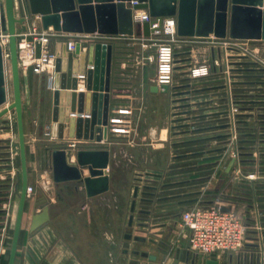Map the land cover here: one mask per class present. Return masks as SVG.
Instances as JSON below:
<instances>
[{
	"label": "crops",
	"instance_id": "0c3cea01",
	"mask_svg": "<svg viewBox=\"0 0 264 264\" xmlns=\"http://www.w3.org/2000/svg\"><path fill=\"white\" fill-rule=\"evenodd\" d=\"M129 3L130 1L125 2V5L131 8ZM133 11L134 9L132 15ZM143 11L148 13L147 10ZM133 24L136 26L134 21ZM26 26L27 31L24 34L36 33L48 36L47 48L54 54L62 53L63 41L65 42L67 38H75L76 44L86 43L88 46L112 43L115 46L116 56L111 76L115 88L112 97L116 101L113 100L115 105H111L110 110L111 113L115 108L132 110L131 113L137 117V123L133 124V128L138 138L136 144L128 143L125 135L115 136L111 140L108 133V141L96 142L95 139L83 138L82 129L79 133L73 129L70 135L68 124L58 121L53 123L52 102L45 101L46 90L50 91L49 95L52 96L53 70L47 68L34 75L31 93L28 90L26 75L22 72L21 79L24 80L29 97V110L23 108V129L27 186L32 188V193L28 194L25 202L14 264H121L119 259L117 260V252L127 251L121 250L120 246L114 243L117 238L112 233V227L121 232L122 227L131 226L129 219L126 221L129 218L126 213L130 211L128 196L133 195L136 187L138 190L135 206L140 219L136 222L138 225H146L149 222L148 226L140 228L143 230L137 233V237L152 239L157 243L156 245L149 242L141 243L143 245L141 252L155 256L156 261L141 258V262L131 264H173L181 252L182 259L178 264H198L199 255L186 249L188 235L185 237L178 226H173L175 218L169 213L170 210L178 207L180 202L188 200L187 203L192 204L191 201L198 197L204 206L220 203L238 215L247 226L246 239L241 250L220 252L207 259L202 258V264L206 260L215 261L217 264H264V162H260L264 160V156L259 160L258 172L249 170L250 173L259 174V178L253 182L236 175L233 167L229 168L231 162L229 161L223 167L221 178L215 180L217 184L213 186L214 192L209 197L205 195L204 199V189H207L208 183L205 181L188 183L182 178L184 172H176L174 165L177 161L174 155L176 142L172 147L170 138L173 128L165 124L161 118V101L167 94L150 92V87L154 86L155 70L154 64L145 60L151 51L142 49L138 42V38L141 37L140 29L135 28L132 36L121 40L89 41L86 38L97 33L55 32L51 26L45 30L39 17L32 21L30 27ZM22 34L18 26L17 36ZM213 37L209 35L206 40L209 42ZM218 40L246 41L248 46L264 49L262 40L233 39L228 35ZM80 52L85 54V61L82 64L84 80H79L77 92L86 94L88 92L84 85L87 81V71L91 68L89 50L81 48ZM80 66L78 55L74 57L73 68L79 71ZM210 79L215 78L209 77L205 82ZM124 94H128L131 98L126 97L124 100L122 97ZM87 108L89 102L85 105V109ZM144 113L150 115L147 120L142 119ZM127 117L132 119V115ZM2 137L3 135H0V139ZM131 139L130 135L129 140ZM131 141L134 142L133 139ZM1 146H4L2 142L0 154L3 153ZM52 149L65 151L71 149L69 163H76L78 151L108 150V165L101 176L106 175L108 179L107 189L88 196L83 183L54 182L51 160L47 156V151ZM2 160L4 159L0 157V257L7 261L19 202L20 162L19 158L18 162L13 158L9 163ZM128 161L136 162L135 166L138 168L136 174L141 175L138 177L141 181L137 182L136 186L132 185L130 191L127 183L132 165L127 167ZM5 166H8L7 171ZM80 170L83 179L91 178L87 167H82ZM215 173L217 174L218 170ZM215 173L213 175H216ZM3 177L6 181L2 180ZM213 179L211 178L210 181ZM39 197L47 200L50 221L31 232L29 229L31 216L34 211H39L34 209L35 200ZM114 209H119L120 212L117 220L113 217ZM145 211H150V215L145 214ZM124 223L126 227L123 226ZM126 236L127 234L123 232V239L129 240ZM183 236L184 243H182Z\"/></svg>",
	"mask_w": 264,
	"mask_h": 264
},
{
	"label": "water",
	"instance_id": "95a60500",
	"mask_svg": "<svg viewBox=\"0 0 264 264\" xmlns=\"http://www.w3.org/2000/svg\"><path fill=\"white\" fill-rule=\"evenodd\" d=\"M129 1H135L136 4L131 8L126 7L125 2ZM133 9L147 10L149 15L155 18L174 17L177 36L182 38H207L209 35H213L217 39H224L228 35L233 39L264 41V0H0V32L8 36L7 49L12 88V102L0 110V120L14 111L20 162L19 202L7 264H14L24 206L28 197L21 70L17 55V27L19 26L21 32L25 33L27 31L26 25L30 27L32 21L39 17L43 29L46 30L51 26L55 32L97 33L128 37L132 36L138 28L141 31V36H149V23L134 26L132 21ZM81 48L89 50V64H91L84 85L88 92L86 94L81 91L77 92L79 90L77 73L84 75L82 64L85 61V54H81ZM40 49L41 44L37 42L35 44L36 59L40 57ZM114 53L115 46L112 43L91 44L89 46L86 43L75 44L73 51H68L66 43L63 41L62 53L55 54L52 121L54 124L57 121L68 124L70 135H72L73 129H76L77 133L82 129L85 139H95L96 142L108 141L109 114L111 105H115L112 97L115 88L111 82L116 57ZM78 55L81 65L79 71L73 68L74 57ZM91 55H93L92 60ZM24 73L29 93H31L35 75L33 66L29 65ZM150 92L168 94L169 88L166 85L160 88L154 85L150 87ZM87 102H89V108L85 109ZM6 103L5 61L0 46V107ZM47 152V156L51 160L54 182L83 183L88 196L99 194L107 189L108 179L106 175L101 176H103V170L108 165V150L78 151L76 163H69L72 155L71 149L67 151L52 149ZM0 155H4V153ZM260 162H264V160H260ZM233 164L234 160H231L229 168ZM82 167L88 168L91 178H82L80 170ZM137 190V187L133 190L129 225L133 219ZM186 203L180 202L178 207L170 210L169 213L173 215V218L179 217L183 205ZM34 209H39V211H34L31 216L29 228L31 232L50 221L49 207L45 198H37ZM221 211L228 212L229 209L222 207ZM150 213V211H145L147 215ZM126 238L131 239V236L127 235ZM132 240L139 243L157 244L155 240H147L137 236L133 237ZM186 249H189V242ZM132 254L152 262L156 261L155 256L146 252L134 251ZM181 259L182 252L173 264H178ZM198 264H202L201 256L198 258ZM204 264H217V262L206 260Z\"/></svg>",
	"mask_w": 264,
	"mask_h": 264
},
{
	"label": "rangeland",
	"instance_id": "374dc122",
	"mask_svg": "<svg viewBox=\"0 0 264 264\" xmlns=\"http://www.w3.org/2000/svg\"><path fill=\"white\" fill-rule=\"evenodd\" d=\"M191 39L203 41L204 38ZM235 44L236 47L240 48L236 52L208 43H190L189 41L188 45H177L175 58L178 71L174 75L175 89L161 101L162 121L173 128V133L170 135L171 146L173 147L176 142V145H174L175 154L173 153L177 160L174 163L175 169H177L176 172H184L182 178H185L188 183L199 181L208 183L207 189H204L203 199L205 195L209 197L214 192L213 188L215 187L213 186L217 184L215 180L221 178L223 167L233 159V153L236 154V159L239 162L238 169L241 174H250L249 170L251 169L258 172L259 160L264 156V49L257 46H248L246 41H237ZM243 50L253 55L256 53L255 62H251V58ZM149 55H154L153 50ZM215 62H217V65ZM203 63L210 67L211 77L215 79H210L207 83H195L188 77L189 68ZM223 72H228L230 78L234 80L232 82V85H234L232 98L235 101L233 103L235 109L233 114H235V119L238 118L239 120L236 123V147L230 144V138L227 136L230 132V124L227 122V118H229V115L231 117L229 107H226L227 104L229 106V94L222 91L223 88L225 89L222 85V79H216L221 78ZM5 87L7 90V103L0 107V110L12 102L9 59L5 61ZM21 91L23 108L29 110V97L23 79H21ZM49 92L47 90L44 92L46 102H52V96L49 95ZM122 97L124 100L126 97L131 98L128 94H124ZM116 99L118 100V98ZM114 101L116 100L114 99ZM131 112L132 110L125 108H115L113 113L110 110L108 133L111 140L115 136L125 135L127 137L126 142L136 144L138 136L136 137L133 124L137 123V117ZM131 115L132 119H129L127 116ZM148 116H150L148 113H144L142 119L147 120ZM0 131V135H3L0 143L2 142L4 145L1 146L4 153V155H0L4 159L2 161L9 163L13 158L14 161L18 162V139L14 111H11L0 120ZM130 135L134 142L131 141L132 139L129 140ZM135 163V161H128L127 167L132 165V168L129 169L127 183L129 191L132 185L136 186L141 181L138 178L141 175L136 174L138 168ZM127 167L125 168L127 169ZM5 168V171H7L8 166H5ZM139 169L142 168L139 167ZM216 170H218L217 174L215 173ZM202 173L203 175H201ZM214 173L216 175H213ZM211 178L214 179L210 181ZM2 180H5V178ZM192 186L194 187V185ZM117 196H119V193ZM115 199L118 200L116 197ZM132 200V196H128L129 208ZM200 200L198 197L191 202L202 205L203 203ZM138 206L140 207V204ZM129 212L128 210L126 213L127 217L131 214ZM119 214V209L113 210V217L116 220L119 218ZM132 216L131 226L122 227L121 232L114 226L112 227V233L117 238L114 243L118 247L120 246L121 250L127 251L126 253H122L120 250L116 251L117 260L119 259L121 264L142 261L140 256L133 255L131 252H141L143 245L133 241L132 238L138 236L137 233L143 230L140 228L148 226L149 222L146 225L137 224L136 221L140 219H138L136 206ZM174 220L173 226H178L179 219L176 217ZM123 226L126 227V224ZM123 232L130 235L131 239L124 240L122 237ZM186 235L187 233L184 232L185 237ZM184 236L182 243L185 240ZM115 249L118 250L117 247ZM6 262V259L3 260L0 257V264H6Z\"/></svg>",
	"mask_w": 264,
	"mask_h": 264
},
{
	"label": "built area",
	"instance_id": "2783aa9c",
	"mask_svg": "<svg viewBox=\"0 0 264 264\" xmlns=\"http://www.w3.org/2000/svg\"><path fill=\"white\" fill-rule=\"evenodd\" d=\"M129 4L133 6L136 2L130 1ZM132 18L136 24H150L149 36H141L138 38V42L142 49L153 50L154 55H147L145 60L154 64V85L158 88L164 85L168 86V93L173 92L175 89L174 75L178 71L175 58L177 45H188L190 41V43L197 42L217 45L222 47V49L234 50V52L240 49L236 47L235 43H237V41L233 40H218L213 38L208 42L206 38H204L203 42L194 41L200 39L178 37L176 33V19L174 17L155 18L151 17L143 10H134ZM7 38V34L0 32V46L2 48L4 61L9 59ZM122 38L125 39L126 37H109L94 34L86 39L89 41H114L121 40ZM3 41H6L5 46L1 44ZM37 42L41 44L40 57L38 59L35 58V44ZM47 43L48 36L38 35L36 33H23L21 36H17V55L21 71H26L29 65L33 66L34 74H39L47 68L51 70L54 69L56 56L48 50ZM65 43L67 50L73 51L77 41L75 38H67ZM243 52L251 58V62H255L256 53L253 55L245 50H243ZM215 64L217 65V62H215ZM221 75V78L216 79H222V85L225 87L222 91H226V93L229 94V106L227 104L226 107H229V112L231 113V117L229 115V118H227V122L230 124V132L227 136L230 138V144L236 147V123H238L239 120L238 118L235 119V114H233L235 110L233 108V103H235V101L232 98V90H234L232 82L234 80L230 78L228 72H223ZM211 76L210 67L204 63L195 65L189 68L188 71L189 79L195 83H204ZM77 78L83 80L84 75H79ZM49 80H51V77ZM233 155L234 157L232 160H234V164L232 167L235 174L242 176L244 180L251 182L256 181L259 178V174L252 172L242 175L238 169L239 162L236 159V154L233 153ZM31 193L32 188L27 186V195ZM222 207L224 206L220 203L209 206L186 203L183 205V210L179 214L178 226L181 231L186 232L188 235L189 250L204 259L220 252L239 251L244 246L247 233L245 222L231 210L228 212L221 211Z\"/></svg>",
	"mask_w": 264,
	"mask_h": 264
},
{
	"label": "bare ground",
	"instance_id": "6f19581e",
	"mask_svg": "<svg viewBox=\"0 0 264 264\" xmlns=\"http://www.w3.org/2000/svg\"><path fill=\"white\" fill-rule=\"evenodd\" d=\"M1 44H2L3 46H5V45H6V41H3Z\"/></svg>",
	"mask_w": 264,
	"mask_h": 264
}]
</instances>
